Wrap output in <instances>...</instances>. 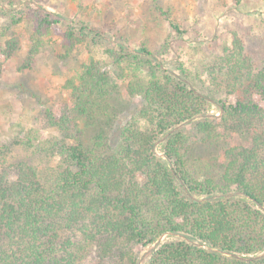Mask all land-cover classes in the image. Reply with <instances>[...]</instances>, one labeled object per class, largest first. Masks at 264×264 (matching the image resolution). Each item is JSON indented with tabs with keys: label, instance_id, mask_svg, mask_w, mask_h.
<instances>
[{
	"label": "trees",
	"instance_id": "16d2710c",
	"mask_svg": "<svg viewBox=\"0 0 264 264\" xmlns=\"http://www.w3.org/2000/svg\"><path fill=\"white\" fill-rule=\"evenodd\" d=\"M18 2L0 0L1 56L18 49L13 27L24 17L34 21L27 67L62 23L64 56L109 41L104 53L140 103L117 120L131 101L89 54L65 80L71 108L61 116L45 109L59 138L15 141L55 164L6 163L0 148V264H264V52L227 27L230 43L208 44L193 68L163 69L166 43L129 47L112 21L63 22L41 0ZM154 7L171 33L188 32L186 19ZM220 140L216 157L195 153Z\"/></svg>",
	"mask_w": 264,
	"mask_h": 264
},
{
	"label": "rangeland",
	"instance_id": "374dc122",
	"mask_svg": "<svg viewBox=\"0 0 264 264\" xmlns=\"http://www.w3.org/2000/svg\"><path fill=\"white\" fill-rule=\"evenodd\" d=\"M26 1L19 0L16 8H25ZM41 4L63 22L103 26L105 22L112 21L116 36L127 40L129 47L141 39H147L155 50H160L166 43L168 50L162 55L163 69H174L175 61L193 68L198 59L209 55L206 53L208 44L214 41L230 43L231 35L227 33V27L235 29L247 46L256 47L261 54L264 52V0H239L238 3L236 0H41ZM155 4L171 8L170 21L174 18L186 19L190 26L188 32L183 35L171 33L169 22L160 16ZM63 27L60 23L43 37V45L27 67L25 58L34 21L24 17L13 27L18 49L9 58L0 55V148L6 163L25 157L41 168L55 164L57 157L44 152L32 155L25 144L15 141L27 135H37L41 140L59 138L54 127L44 124L45 109L61 116L71 108V91L64 83L81 69V62L86 61L89 54L101 60L111 77L121 85L123 97L131 101L117 120L129 116L140 103L138 96L131 99L127 95L124 88L126 79H119L117 71L109 63L104 53L106 47L113 46L109 41H99L89 47L79 45L65 57L61 45ZM195 30L200 34L198 40L191 37ZM212 113L218 114L214 106L210 110ZM236 140V137L231 139ZM221 142L209 147L197 144L195 153L200 159L216 157ZM156 153L161 155L159 149ZM141 251L142 257L148 248H141Z\"/></svg>",
	"mask_w": 264,
	"mask_h": 264
},
{
	"label": "water",
	"instance_id": "95a60500",
	"mask_svg": "<svg viewBox=\"0 0 264 264\" xmlns=\"http://www.w3.org/2000/svg\"><path fill=\"white\" fill-rule=\"evenodd\" d=\"M177 127H178V126H177ZM177 127H176V128H177ZM261 255H262V254H261ZM261 255H259V256H261Z\"/></svg>",
	"mask_w": 264,
	"mask_h": 264
}]
</instances>
